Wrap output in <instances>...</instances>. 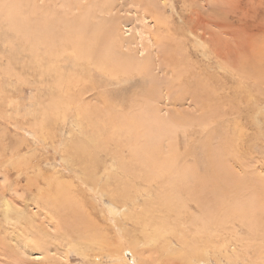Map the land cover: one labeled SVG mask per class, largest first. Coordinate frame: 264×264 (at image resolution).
<instances>
[{
  "label": "rangeland",
  "instance_id": "1",
  "mask_svg": "<svg viewBox=\"0 0 264 264\" xmlns=\"http://www.w3.org/2000/svg\"><path fill=\"white\" fill-rule=\"evenodd\" d=\"M38 1L39 2L37 4L36 0H0V264L119 263L112 261L111 257H109L108 250H104L103 247L99 245H92V243L87 240L90 235L85 233L87 230V227L85 226L86 221L88 220L87 222L91 223L92 221V223H94L93 220L96 219L102 228L106 225L107 226L105 228H108L111 224V226H115V229H111L110 234L113 232L118 234L117 225H114V218L109 222H105L104 220V216H106V214L109 215L107 208L111 207L108 197L103 196L100 198L96 194L99 193V190L102 188L101 185L103 184V180L105 178L103 177L102 181L97 180L96 183H99V187L93 189V192L83 186L81 189H78L77 187L80 185L78 179H72L73 181H70L71 179L69 176H61L65 172H71V168H68L67 165L63 169V163L65 162H63L61 158L64 157L68 163V157L65 155L64 148L71 145L73 139L78 137L86 139L89 137L91 131H96L97 127L99 131L97 130L96 133L98 132L101 134L105 141H107L105 139L106 137H110L109 126L104 124L107 122H101V120L95 121L94 115L90 112L92 108L98 107L101 112H104L102 111L104 109V106L102 105L104 99L102 96L98 95V91H102L103 89L109 90V93L112 95L111 97L114 98V101H118L117 99L126 100L127 98L128 102H130L129 99L136 101L139 99L140 101L138 102L140 103V109H144L148 114L149 112L150 114H153V112L156 111L155 113L157 116L159 115L165 120H171L169 124L170 126L176 125L173 122V118L176 119L178 116L175 115L177 114L180 115L181 113L179 120H177L182 122L185 116L197 117L204 112L202 109L193 105V101L191 99H186L187 97L184 96L181 98L179 96L178 99H182L181 102L178 100L180 104L175 101L173 102V94L175 93V95H179L177 91L178 86L173 85V82L182 86L187 85L186 87H188V84L191 82L190 80L184 82V76H180L179 79L178 74L183 72L182 68L180 69L179 66H175L178 74L173 72L172 69L169 71L166 69L170 66L169 60L163 53V50L167 48L166 45L171 48L172 53L176 56L179 55V57H182L179 58L177 56L179 59L183 60L184 65H189L190 70H194L192 74L202 75L205 70H207L206 72L209 75L212 74L216 79L215 83L213 81L214 85L211 84L209 78L205 79L202 77V80H207V82H202L200 79L198 80L203 83L204 87L207 88L208 84H211L209 87L214 89V91L213 89H210V91L207 89L208 94L205 96H211L213 100L211 99L209 101H212L215 104L213 105V109L208 108L207 110L205 107V112L209 111L213 114L216 112L217 119L206 125L204 124L203 126L191 125V127L186 126V120L183 124L180 123L181 125L177 126V134H180V132L182 134L183 130H197L195 133H191L190 136H186L187 140L185 139L184 141V143L190 145L191 148H196L198 144H200L199 142L204 140L206 137L204 136V133H210L212 136L211 142L213 147L220 143L222 136L225 137L226 135L233 144L229 149L231 157H228L227 161V164L233 174L240 178L248 176L250 180L254 182L253 184L256 187L262 186L264 189V86H253V83H250L251 81L248 80L247 76L238 78L236 76L237 71L235 67L233 69V66L235 65H232H238L241 61H244L246 66L244 64L241 65H244L243 67L248 69L251 64L254 63L252 61H248L249 59L255 57V59L259 60L261 55L264 56V0H141L142 2H139L138 0H90L91 2L89 0H47L45 2L44 0V4L41 3L40 0ZM89 3L96 5L95 12L97 15L95 16L93 14V18L91 19L92 21L95 19L93 22H105L110 19H114L115 21L117 20L118 29L114 37L117 46H120L117 47V52H123L125 54L128 53V55L140 61L144 58L150 59V63L147 64V74L132 75L131 77H128L125 83L123 82L124 84H122L120 78L121 75H116L114 76V79L109 80V78L106 77V73L99 71L98 74L95 72L91 81H85L83 78H80L86 77L85 75L82 76L84 73H81V68L79 69V66L83 64L81 63L82 60L79 59V57L74 58V54L68 57L70 53L62 50L63 48L60 47L62 45L60 42H54L50 48L53 55H51V65L46 62L47 60L50 61V59L46 57H44L46 60L39 61L46 48L44 49V47L39 43L37 36L34 37L37 33L32 34V32L38 31L37 25L41 19H43V17H45L46 20L50 18L53 22V35L56 34L57 36H61L63 38L62 28H64L65 23L62 22L66 21L68 24L67 21L70 20V15H67V13L69 10L74 9L73 7L71 8L70 5L72 6L78 4L77 7L81 6L79 10H72V16H76L78 18L83 15V8L85 10L87 6H89L92 10ZM100 4H105L109 7L108 13L101 10L102 8L100 7ZM147 4L150 6V9H153L152 12L154 14H152L155 16L151 17L148 13L145 8L146 6H144ZM37 5H41V8H38ZM33 6H36V10ZM42 8H44V10ZM41 10L47 11V13L41 12ZM96 10L100 12H97ZM79 13H81L80 16L77 15ZM10 17H14L15 19H11ZM203 21L207 25L205 23L203 24ZM25 22L27 24L31 22L33 23L29 24L30 26H25ZM190 22H193L194 24H190ZM199 22L203 25L202 27H199L201 26L198 25ZM187 26L190 28L196 27V31L191 29L192 32L188 33L186 30ZM204 26L206 28H204ZM159 27H162L163 29ZM165 27L171 28V31H175V35ZM175 28H180L181 31L180 29L177 30ZM200 30L206 34H203ZM158 36L162 40H159ZM202 36H204L205 40L208 41L210 38L209 42L213 47L214 45L217 48H222V45L228 46L229 51L232 50L231 52L228 51L229 54L235 50L234 53H232V58L235 59L236 63L231 62V54L230 57H228L229 59L227 62H222L221 64L216 62L219 64V67L214 62L216 61V57L211 54L209 50L204 53V56H202L203 52L201 50V46L203 43H197L198 41H202ZM174 38H177L178 40ZM213 40H217V42L214 43ZM120 41L123 42L122 46ZM239 44H241V47L242 44H244V51H242V48L241 50L237 48V45ZM56 52L58 53L56 54ZM176 52H178V54H176ZM205 54L207 55V59L210 57L209 60L205 59ZM58 56L66 57L67 59L65 62H61L64 64V70H60L62 64H58V60H60ZM211 60L213 62H210ZM205 62L208 63V67H205ZM248 63L250 64L249 66ZM224 65L230 69L226 68V78L222 77V75L218 73H222V71H220V68L222 67L220 66L224 67ZM50 66L54 71V74L49 75L47 73H43L47 69H50ZM80 67H82V65ZM51 69L50 71H52ZM77 69L80 71L78 70V72ZM232 70H234L233 72L235 73L229 72ZM117 77L120 79V83H116ZM220 78L221 80H219ZM242 78L245 82V86L242 85ZM222 80H224L223 83L221 82ZM59 81H63L62 84L65 83V85L68 81H73V83L78 82L80 87L85 88H90L93 83H96V89L87 93L85 97L82 98V102H78L77 106L84 110L81 117L76 116V113H73V109L60 111L58 113L59 115L54 114V110H58L55 104L59 100L63 102L65 101L60 98V88L63 85L60 86L56 83ZM106 82L111 84L106 86ZM166 84H168L169 87H167ZM173 86L175 87L174 90ZM144 94H149L148 96L151 95L150 99L146 95L147 97L145 98V102L143 101ZM93 95L96 98H92ZM218 96L220 97L217 98ZM55 99L57 100L56 103H54L56 101ZM95 100H97V103ZM52 104L55 105L53 108ZM112 107H114L113 104ZM106 111L110 112L107 107ZM112 112V114H114V112L117 113L115 109H113ZM112 116L114 115H108L106 117L107 121H109ZM57 117H59V119ZM114 117L116 118V116ZM93 121H95L98 125L96 128V124H93ZM42 124L43 130L38 132V126ZM91 126L93 128L87 129L85 134L81 136L83 129ZM41 135L45 136L46 140H44V143L41 140ZM165 142H167V138H164V143ZM163 146H166V143ZM108 148L115 151L112 146H108ZM165 148L166 147H164V149ZM15 154H19V158L18 156L16 157ZM99 159L101 158H98V160ZM99 162L102 164L100 168L102 172L104 169H110L107 160L105 161L104 158L103 160H99ZM190 162L191 161L188 160L184 164H186V166H191ZM23 163L26 166H30L34 170L35 174L30 173V180H33V183H37L36 180H38V182H42V184H39L41 189L38 187L41 191H37L35 185L28 186V182L30 180L27 182L26 178L23 177V174H17V171L13 170L15 166H21ZM179 165L182 164L179 163ZM22 167L24 168V166ZM5 175H8L7 178H5ZM18 175H20V177H18ZM44 177L47 179L46 181H42ZM58 177H64L62 182H65L66 184L68 182H73L72 184L76 186V190L73 188V194H70V198L74 204H77V212L81 210L82 213L79 214L84 217V220L69 221L66 217L69 210L67 207H63V204L60 206L58 215L47 212L43 209V207H37V204L40 206L39 202L43 201V203H48V190L52 187V185V188H54V186L58 183ZM56 181L57 183L55 184ZM48 182L53 184L49 185ZM108 187H110V185ZM134 187L135 186L132 185L129 191H131ZM82 188H84V190ZM113 188L114 187H112L113 192H119L117 185L114 189ZM55 193L56 192L54 191L51 196ZM128 195L132 196L130 192ZM3 198H5L4 200H7L8 204H10L7 206V209L3 206V202H1ZM143 199L145 200V197ZM248 199H250V201L252 200V206L256 209L264 206V200H262L261 203L260 197H258L256 193ZM139 204L141 205V201ZM140 205L137 210L141 208ZM129 206L130 204L127 207ZM128 209H130V207ZM10 210L16 214L12 213ZM19 211L20 213H18ZM21 214L23 215L21 216ZM193 214L199 213H192V216L196 217L198 215ZM7 216L12 219H8ZM109 217L111 216L109 215ZM26 220L28 223L33 220L32 224H28ZM30 224L35 226L32 228L33 230L30 228ZM225 226L226 229H223L222 231H219L220 229L217 230V228L216 230L214 229L213 233L216 236L214 238L215 243L211 244L209 247L210 249H208L210 253H212L209 258L210 262L206 264H264V218L259 221V227H257L254 231H248L245 226H243L242 230V228H240L236 223L228 222ZM34 228H39L41 232H38L39 230H37V232L40 233V236L45 242H48L47 256L41 253H31L30 250L27 251V248H24L25 246L27 247V244L31 239L33 240V235L37 234V232H32L35 230ZM125 229L127 232L124 233L123 236L121 235V237H124L125 240H133L131 239V236L135 237L136 234L133 231L136 230V232H138L140 227L133 226L131 222H129ZM147 230L148 233L151 231V229ZM198 230L200 232V228H198ZM192 233L194 234H191V237H195L200 242L197 247L201 248V250L202 247L205 248L206 242L201 240L202 235L195 234V231ZM30 234L33 235L30 236ZM43 235H45V238ZM187 236L189 237L190 234ZM240 236L243 241L242 246L244 245L243 249L246 250V255L242 251L241 253L244 254L246 260L244 259L243 261L239 260V262H236L233 260L232 256L233 252L239 251L240 248H242L236 241L238 238L241 240ZM167 238H170L171 242L173 241V244L170 246L172 249L169 255L161 248L164 241L160 240V244L158 240L157 243H159L161 247L157 244V246H152V248L149 247L150 245L145 246V248H149L150 250L147 249V253L142 254V256L138 255L139 257L137 258L142 259V261H147L150 264L151 261H148V258H151L153 262L152 264H189V262H187V258L185 261H182L179 258L177 259L173 257L172 252L175 250L177 254H181V250L179 248L181 247L180 242L177 241L175 239L176 237L173 235H169ZM134 244L135 243L132 245ZM220 246L222 247L220 248ZM212 247H214L213 251L211 249ZM225 248H227V252H224V254L223 251ZM125 252L126 253L122 255L125 262L127 264H136L137 262L133 258L134 256L132 255L133 253H131L132 251L128 249ZM165 255L170 256V258ZM224 255L226 257L228 256V258ZM215 259L221 260L216 261ZM203 263L204 261L201 262V264Z\"/></svg>",
  "mask_w": 264,
  "mask_h": 264
},
{
  "label": "bare ground",
  "instance_id": "2",
  "mask_svg": "<svg viewBox=\"0 0 264 264\" xmlns=\"http://www.w3.org/2000/svg\"><path fill=\"white\" fill-rule=\"evenodd\" d=\"M46 1L47 0H45V2ZM138 1L142 2L141 0H138ZM36 2L38 4L39 1L36 0ZM40 2L44 4V0H40ZM77 5L78 4H75L72 6L70 5V7L71 8L73 7L76 11L77 9L79 10L81 8V6L77 7ZM89 5L92 7V10L89 8V6L85 5L87 6V8L85 9L86 11L83 8L82 9L83 15L80 16L81 13L77 14L78 16H80L78 18L76 16H72V10L74 9L69 10L67 15L68 14L70 15L69 19L71 21L70 20L67 21L68 24L66 23L65 20H63L65 22H62V23H65L64 25L65 29L62 28L64 39L61 36H57L56 34L53 35L52 33L53 22L51 21L49 17H48L49 19L47 20L45 17L41 19V21L37 25L38 31L36 30H35L36 32L31 31L32 34L37 33L36 35H34V37L37 36L39 43L44 47V49L46 48L44 51V54L41 56L42 58L40 57L39 61L46 60L44 59V57H46L50 59V61L47 60L46 62H48L51 65L52 64V57H51L52 53H51L50 48L54 44V42H60V44H62L60 46L61 48H63L62 50L64 52L68 51V53H70L68 57L74 54L73 56L74 58L79 57V59L82 60L81 63L83 64H81L82 67H80L81 65L79 66V69L81 68V73H84L82 74V76L85 75L86 77H80V78H83L85 81H91V79L94 77L95 72H97L98 74L99 71L106 73V77H108L109 80L114 79V76L116 75H121L120 78H121L122 84H124L125 81L128 79V77H131L132 75L145 74L147 70V64L150 63V59L144 58L143 60L140 61L128 55V53L125 54L123 52L122 53L117 52V47H120V46H117L115 38H114L115 33L118 29L117 20L115 21L114 19H110L109 21H105V22H98V21L93 22L95 21V19L93 21L91 20L93 18V14L95 16L97 15L95 12L96 5L90 4V3ZM100 5H101L100 7L102 8L101 10L105 13H108L109 7L106 6L105 4H100ZM40 6L41 5L39 6L37 5L38 8H41ZM144 6H146L145 8L147 9L151 17L155 16L153 15L154 13L152 12L153 9H150V6L148 4ZM35 7L36 6H33V8L36 10ZM42 9L44 10V8ZM43 10H41V12L47 13V11H43ZM97 12H100V11H97ZM204 21L202 22L203 24L205 23ZM200 23L201 22L197 24L201 25ZM29 24L25 22L24 25L26 26ZM190 24H194V23L190 22ZM202 26L203 25L199 27H202ZM159 28H162V27H159ZM204 28L206 27L204 26ZM167 29L171 31V28H167ZM179 29L180 28H178L177 30ZM191 29L196 31V27L194 28H190L189 26L186 27V30L188 33L192 32ZM171 32L175 35V31H171ZM201 32L203 33V31ZM203 34H206V33H203ZM174 39H177V38H174ZM159 40H162V39L159 37ZM195 40H198V39H195ZM201 40L203 42L198 41L197 43H200V42L203 43V45L201 46V50L203 52L202 56H204V53H206V51L209 50V52L216 57V59L214 58L216 60L214 62L221 64L222 62H227L229 59L228 57H230V54H231V59H232L231 62L236 63L235 59L232 58L233 57L232 53H234L235 50L229 54V52H231L232 50L229 51L228 46L220 44L222 45V48H217L215 45L213 47L212 44L209 42L210 38L208 41V40H205L204 36H202ZM213 41L214 43L217 42V40H213ZM120 42L122 46L123 42L122 41ZM243 45L244 44H242V47H241V44H239L237 45V48L239 50H241L242 48V51H244L245 48ZM166 47L167 48L163 50V53L169 60L170 66L169 68H166V67L165 68L168 71L172 69L173 72L177 73L175 66L176 65L179 66L180 69L182 68V71H183L179 74L177 73L179 79H180V76H184L183 77V79L185 80L184 82H186L187 80H190L191 82L190 84H188L189 85L188 87H186L187 86L186 84H185L186 86L184 85L182 86L176 82H173V85L178 86L177 91L179 93V95L176 94L177 96L175 95V93L174 94L172 93L174 95L173 102L175 101L176 103L180 104L182 99L179 100L178 98L179 96L180 98L184 96V97H187L186 99L188 98L191 99L193 101V105H195L197 108L202 109L204 112H202L197 117L185 116L182 122L178 121L181 113L180 115L177 114L175 116H178V117L176 119L173 118V122L176 125L174 126L171 124L172 126H170L169 124L171 120H165L161 116L159 115L157 116L155 113L156 111H154L153 114H150L148 110L149 112L148 114L147 111H145L144 109H140L141 108L140 103L138 102L140 101L139 99L138 101H136V100L128 98L130 102H128L127 98L126 100L117 99L118 101H114V98L111 97L112 95H110L109 90L103 89L102 91H98L99 92L98 95L102 96L104 99L102 103V105L104 106L103 107L104 109L102 111L104 112H101V110L98 109L99 107L92 108L90 112L94 115L95 121L101 120V122L102 121L107 122L104 124L109 126L110 137H106L105 139L107 141H105L104 137H102L101 134H99L98 132L96 133V131L98 130L97 129L98 125L95 123V121H93V124H96L95 128L97 127L96 131L95 132L94 130L91 131L89 137H87L86 139L79 138V137L76 139H73L72 144L64 148L65 155L68 157V163L64 157L61 158L62 161L65 162L63 163L64 166L62 165L63 169L66 167V165L68 168H71L70 169L71 174L68 172L67 173L65 172L64 174L61 173L62 174L61 176H65V175L69 176V178L71 179L70 181H73L72 179H78L80 183V185L78 183L79 185V187H77L78 189H81V187L83 186L84 188H87L88 190H91L93 192L94 191L93 189H96V187H99L98 186L99 183H96L97 180L102 181L103 177L105 178L103 180V184L101 185L102 188L100 190L98 189L99 193H96V194L100 198H102L103 196L108 197L111 207H108L107 210L109 212L108 214L111 217H109V215L106 214V216H104V220L105 222H109L114 218L115 220L114 225H117L118 234H116V232H113L112 234H110L111 229H115V226H111L112 225L111 224L108 228H105L107 225L104 226V228H102L100 227V224H98V221L96 219L93 220L94 223H92V221L91 223L87 222L88 220L86 221L85 226L87 227V230L86 232L85 231L84 232L90 235L89 239L87 240L90 243H92V245L93 244L99 245V246H102L104 250L105 249L108 250L109 257H111L112 261L119 262L118 264H127L125 260L123 259L122 255L126 253L125 251L128 249L132 251L131 253H133L132 255L134 256L132 257L136 260L137 262L136 264H150L149 262L144 261V260L142 261V259H138L137 257H139L138 255L142 256V254L147 253L146 250L149 248H145V246L150 245L149 247L152 248V246L155 247V245L157 244L159 245V247H161L160 240L164 241V244H162L163 246L161 248L164 249V252L166 251L167 254L169 255L172 249V247L170 246L173 244L172 243L173 241L171 242L170 238H167L169 237V235H173L174 237H176L175 239L180 242V246H181L179 247L181 250V254H177L176 250L172 252V255L174 258H177V259L179 258L182 261H185L187 258V262H189V264H201V262L203 261H204L203 264H206L210 262L209 258H210V254L212 253V252L210 253L208 249H210L209 247L211 244L215 243L214 238L216 236L213 233L214 229L216 230L217 228V230L220 229L219 231H222L223 229H226L225 224H228V222H230V223L238 224L239 227L242 228V230H243V226H245L248 229V231H254L257 227L260 226V225L258 226L259 221L263 220L264 218V208H263L264 206H262L259 209L258 208L256 209L252 206V203H251L252 200L250 201V199H248L250 196L256 193V195L260 197V201L262 203V200H264L263 187L262 186L256 187L253 184L254 182H252L248 176H244L241 178L235 176L233 172L231 171L229 165L227 164L228 157H231L229 149L231 145H233L232 141L229 140V137H227L226 135L225 137L222 136L220 143L216 145L215 147H213L212 142H211L212 136L210 135V133L208 134L204 133L205 134L204 136H206L204 140L202 142H199L200 144H198L196 148H193V147L191 148L190 145L184 143V141L187 138L186 136H190L191 133H195L197 130L196 131L192 129L190 131L183 130L182 134L181 132L180 134H177L178 132L177 126H180L181 125L180 123L183 124V122H185L186 120L188 123V124L185 123L186 126L191 127V125H196V126L202 125L203 126L204 124L206 125L209 122L215 121V119H217L216 112L215 114L210 113L209 111L205 112V107L207 110L208 108L213 109V105L215 104L212 101H209L212 99L211 96L207 97L205 95L208 94L207 89H209V91L210 89H213L212 87H209V86L211 84L214 85V83L216 82V79L212 74L209 75L206 72L207 70H205V72L202 75L192 74L194 70L191 71L189 68V65L183 64V60L179 59L182 57H179V55H177L179 57L178 58L174 53H172V50L170 47H168L167 45ZM175 47H178V46H175ZM57 53L58 52H56V54ZM176 54H178V52H176ZM58 58L60 59L58 60V64H60L61 62H65L67 60L66 57L58 56ZM209 58L207 59V55H206L205 59L209 60ZM184 59L186 61L185 57ZM248 61H252L254 63L256 61L257 62L255 64L252 63L248 69H245L243 67L245 65L244 61H241V62L239 61L240 63L238 65L232 64V65H235L233 66V69L235 67L237 71L236 76L238 78L247 76L248 80L251 81L250 83H253V86L263 87L264 86V56L261 55V58H259V60L253 57L252 59H249ZM210 62H213V61L211 60ZM241 64H244V65H241ZM63 65L64 64H62V67L60 68V70H64ZM83 65H84V68H83ZM204 65L205 67H208L207 62H205ZM217 65L219 67V64ZM249 65L250 64L248 63V66ZM220 67H222L220 68L221 70L219 68L218 69L222 71V73L220 72L218 73L221 74L222 77L226 78L227 75L225 74V71H226V68L228 67H225V65L224 67L223 66H220ZM50 69H51V66H50ZM50 69H47L43 73L45 74L47 73L49 75L54 74L53 73L54 71L52 69H51L52 71H50ZM79 69H77V71ZM233 71L234 70L229 71V72L235 73ZM202 77L205 79L209 78V81H211V84H208L207 88L204 87L203 83L200 82V80H202ZM219 80H221V78ZM119 81L120 79L117 77L116 83H120ZM203 81L204 80H202V82ZM223 81L224 80H222L221 82L223 83ZM68 82L66 83V85L65 83L62 84L63 81L56 82L60 86L63 85L60 88V93H61L60 98L65 101L63 102L59 100L57 102V100L55 99L56 101L54 103L57 102L55 105L57 106L58 110L55 107L56 111L53 109L54 114L57 115L60 111L73 109V113H76V116L81 117L84 110L81 107L77 106L78 102L81 101L82 98L85 97L87 93H90L92 90L96 89V83H93L90 88H85V87H80L78 82H75V83H73V81H68ZM204 82H207V80ZM242 82H243L242 85L245 86L244 85L245 82L243 81V78H242ZM109 84L108 82L105 83L106 86H109ZM166 86L169 87L168 84H166ZM174 89L175 87L173 88V90ZM146 95L148 96L149 94L143 95L144 102H145V98L147 97ZM150 96H148L149 99H150ZM220 96H218L217 98H219ZM92 98H96V97L93 95ZM72 101H73V104H72ZM96 101L97 100H95V102ZM112 104L114 105V107H112ZM55 105L52 104V108ZM106 107L108 110H110V112L106 111ZM113 109H115L117 113L114 112V114H112ZM108 115H114L116 116V118L112 116V118L109 121H107L106 117ZM57 118L59 119V117ZM92 128H93L92 126L89 128H84L81 136L85 134L87 129H92ZM37 130L38 132L42 131L43 124L39 125ZM164 138H167V142H165L166 146H163L165 145ZM41 140L44 143L45 142L44 140H46L45 136L41 135ZM108 146H112V148H114L115 151L110 150ZM164 147L166 148L164 149ZM15 156L16 157L18 156L19 158V154H15ZM98 158H101L99 160H103V158L105 161L107 160V163L110 169L109 170L104 169L102 172V170H100L102 164L99 162ZM188 160L191 161L190 162L191 166H186V164H184ZM179 163L182 165H179ZM22 166H24V168ZM13 170L17 171V174H20V175L23 174V177L26 178L27 182L31 179V174H35L34 170L30 166L24 165V163L21 166L20 165L15 166ZM20 175H18V177H20ZM7 176L5 175V178H7ZM63 179L64 177L63 178L58 177V180H57L58 183L57 181L55 182V184L56 183L57 184L54 186V188H52L53 183L51 184L48 182L49 185L50 184L52 185V187H50V189L48 190V193H49V198L47 200L48 203L46 202L43 203V201L39 202L40 206H38L37 204V207H40V208L43 207V209H45L47 212L54 214V215H58L60 211V206L63 204L62 206L67 207V209L69 210L68 214L66 215L69 221H78L81 219L84 220V217L81 214H79V213H82L80 210L81 208L79 207L80 211L77 212L78 206L77 204H74L72 199L70 198V194L72 193L73 188H75L76 190V186L72 184L73 182L72 183L68 182L67 184L65 182H62ZM46 180L47 179L45 177L44 179H42V181H46ZM32 181L30 180L28 182V186L35 185L36 186L35 188H37V191H41L39 184H42V182H38V180H36L37 183H33ZM109 185L110 187H108ZM116 185L119 188V192L112 191V187L115 188ZM132 185L135 187L131 191H129ZM38 187L40 189H38ZM84 188L82 189L84 190ZM54 191L56 192L54 194L55 196L54 195L51 196V194H53ZM129 192L132 196L128 195ZM144 197H145V200L143 199ZM4 199L5 198H3L1 202H3V206H5L7 209L8 208L7 206H9L10 204H8L7 200L5 201ZM139 200L141 201V205L139 204L140 203ZM127 204L128 205L130 204L129 206L130 209H128L129 207H127L128 206ZM139 205L141 206V208L137 210ZM10 211L16 214L12 210ZM193 212L199 213V214H193V215H198V216L196 217L192 216ZM18 213H20V211ZM22 215L23 214H21V216ZM7 218L12 219L9 216H7ZM32 221L33 220H31L29 223L32 224ZM129 222H131L133 226L140 227V230L138 232H136V230L133 231L134 233H136L135 237L131 236V239L133 240H125L124 237H121V235L123 236L124 233L127 232L125 228H126V225L129 224ZM33 227L35 226L31 225L30 228L32 229ZM198 228H200V232ZM147 229H151V231L148 233ZM37 230H39L38 232H41L39 228L35 229L32 232H37ZM194 231L196 232L195 234L202 235L201 240L202 241L204 240L206 242V246L205 248L202 247V250L201 248L197 247V245L200 244L199 240H197L195 237H191V234L193 235L194 233L192 232ZM38 232L36 235L32 234L33 240L31 239L30 242L27 244V247L25 246L24 248H27V251L30 250L31 253H41L47 256L48 255V242L47 241L45 242L40 236V233ZM189 234L190 236L188 237L187 235ZM32 235L30 234V236ZM44 236L45 235H43V237ZM158 240L160 244L157 243ZM236 241L238 242L239 246L242 248H240L239 251L233 252L232 258L234 261L239 262V260L243 261L245 259L244 254L246 250L243 249L244 245L242 246V243H243L242 238L241 240H239L238 238L236 239ZM133 243L135 244L132 245ZM221 247L222 246H220V248ZM213 248L214 247L211 248L212 251H213ZM241 251L244 254H242ZM224 252H227V248H225L223 253ZM213 254H216V253H213ZM167 257L170 258V256H167ZM226 258H228V256ZM148 259H149L148 261H151V264H152L153 262L151 258H148ZM220 260L217 259L216 261H220Z\"/></svg>",
  "mask_w": 264,
  "mask_h": 264
}]
</instances>
